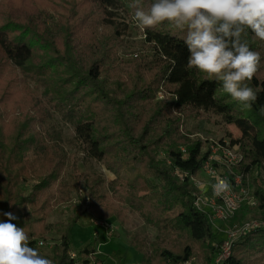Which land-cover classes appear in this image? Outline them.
Segmentation results:
<instances>
[{
	"label": "trees",
	"instance_id": "trees-1",
	"mask_svg": "<svg viewBox=\"0 0 264 264\" xmlns=\"http://www.w3.org/2000/svg\"><path fill=\"white\" fill-rule=\"evenodd\" d=\"M119 2L96 0L102 14L99 23L108 26L109 32L98 36L95 28L85 32L83 27L75 36L69 35L67 27L61 29L64 49L30 38V30L16 21L0 23L2 54L42 89L34 95L27 88L28 98L20 101L15 95L21 84L15 77L0 87V220L7 221L5 212L15 215L17 219L11 222L25 229L29 246L42 254L38 239L47 237L49 213L70 200L78 187L75 180L62 179L69 152L61 133L46 126L55 108L74 123L78 148L88 157L103 161L118 176L122 171L130 175L131 201L145 222L158 230L151 244L128 234L142 254L141 264H185L197 253L203 264H216L224 236L218 237L208 215L195 205L199 190L191 181L202 171L210 149L203 150L202 139L180 133L175 111L183 107L211 110L236 124L242 137L231 139V144H241L244 160L235 170L244 178L255 165L264 163V116L259 113L264 105V76L256 75L250 82L260 91L247 116L236 115L232 104L218 97V82L186 68L189 51L183 37L167 23L145 29V43L155 61L149 60L151 64L140 56L132 70L125 69L115 50L125 29L112 11ZM77 37L84 38L82 47L72 43ZM34 44L45 55H36ZM40 56L42 60L37 59ZM146 67L155 71L148 83L144 81ZM163 86L171 95L162 103L155 102ZM161 151L164 157L159 156ZM26 183L30 184L28 192L21 187ZM104 183L103 178L92 179L89 199L79 200L67 222L53 225L51 231L61 238L49 258L53 264L76 263L69 230L82 214L90 212L95 219L115 217L122 226L124 214L117 204L107 202ZM116 183L108 185L114 190ZM254 195V208L241 206L232 216L234 221H245L251 208L264 220V190L257 187ZM95 252L94 244H89L78 252L79 260L90 264L93 259L95 264ZM222 264H264V227L243 234Z\"/></svg>",
	"mask_w": 264,
	"mask_h": 264
},
{
	"label": "rangeland",
	"instance_id": "rangeland-1",
	"mask_svg": "<svg viewBox=\"0 0 264 264\" xmlns=\"http://www.w3.org/2000/svg\"><path fill=\"white\" fill-rule=\"evenodd\" d=\"M131 3L132 0H120L118 6L112 8V11L116 15L114 17L115 21L125 27V29H122L123 34L120 38L122 40H120L115 50L123 67L127 70L134 68L136 62L139 61V59H135L140 56H144L148 61H155L149 43H145V29L142 30L133 18L134 9L129 7ZM150 3L151 0H143L145 8ZM101 18L102 14L96 0H0V23L11 19L16 21V23L23 24L30 30V38L34 40L41 39V42L49 45V47L55 44L64 49V35L60 33V30L66 27L68 28L69 35L74 34L75 36L80 35L79 33L83 27L86 29L85 32L95 28L98 36L99 34L109 32L108 26L99 23ZM176 32L183 37L181 32L177 30ZM82 37L84 36L82 35ZM246 38L248 39L250 48L261 54V66L257 75L262 77L264 76V41L255 38L251 32L247 34ZM84 42V38L77 37L72 43L82 47ZM34 45L36 55H45L39 44ZM37 59L42 60V56ZM154 73L155 71H150L146 67L144 73L145 83L151 81ZM203 75L205 76V74ZM13 77L21 84L15 95L17 100L23 101L25 98H28L29 89L33 90L34 95H40L42 89H37L34 81L30 77L25 76L22 70L14 64L8 62L0 50V87H3L4 81L7 82ZM162 89L160 92H162L164 97L160 98V92L157 91L158 93L154 98L155 102L162 103L165 97L167 98L171 95L169 89L164 86ZM217 95L223 98V102L232 104L236 115L242 114V116H247L250 111L242 110L240 104L234 101L229 94L225 93L222 87L218 90ZM175 114L180 120V133L188 136L190 139H202L204 141V151L209 150L214 141L220 143L227 141L231 143V139L242 137L241 129L234 123H228L225 115L222 113L218 114L211 110L206 111L200 108L183 107L181 110H176ZM46 126L51 131L61 133L66 149L69 152L68 165L62 174V179L66 180L70 178L75 180L78 187L72 192L70 200L55 205L49 213L47 219V237L38 239V245L42 248L41 255L50 258L53 247L61 243V238L51 231L53 225L60 221L67 222L74 206L79 200L84 199L85 201L89 199L90 191L88 183L92 179L103 178L106 183H104L102 190L109 195L107 202H113L114 205L117 204L121 208L124 214L122 216L124 222L121 226L115 217L102 219L107 220L110 225L114 224V232L109 235L105 232L104 227H99L94 222L95 218L93 219L92 214H82L80 219L69 230L71 252L78 254L82 248L89 244H94L97 252L96 257L98 258L95 264H137L139 261H142L141 252L131 244L128 234L151 244L156 239L158 230L157 227L145 222L141 212L135 208L134 203L131 201L129 194L131 190L129 186L130 175L126 171H122L121 175L118 176L117 173L107 169L103 161L88 157L82 149L78 148V143L75 139L76 131L74 123L63 118L55 108L53 109V117L48 121ZM36 128H39V126ZM238 146L243 153L240 143ZM162 152L159 153L160 157H164V153ZM240 170L243 172L242 165ZM180 176L182 177V174ZM209 178L202 170L191 181L196 188L194 179L212 183L213 181ZM113 180L117 181L114 190L108 185ZM243 182L249 190L250 195L242 201L239 208L244 205L247 208H254L257 203L254 195L256 188L260 187L264 190V163L255 165L251 171L247 174L245 173ZM21 187L25 188L27 192L30 190L29 183L23 184ZM199 191L196 193L197 195ZM53 193L55 197L60 196L58 189L54 188ZM143 193V190L139 191L140 195ZM205 195H212V189L207 190ZM201 208L206 210L207 215L212 212L205 205H201ZM252 208L248 212L246 220L243 219L245 220L243 222H240V220L234 221L233 217L224 222L218 219H215L214 223L210 221L218 237L222 238L224 236V239H226L225 230L237 227L247 221L257 220L264 223V220L259 219L258 212L253 211ZM262 227H264V224ZM95 232L99 234L97 235ZM39 241L42 244H39ZM180 241L182 243L184 238ZM223 242L222 240L221 243ZM190 261L191 264H203L199 253L195 254V257ZM92 262H94L93 259Z\"/></svg>",
	"mask_w": 264,
	"mask_h": 264
},
{
	"label": "clouds",
	"instance_id": "clouds-1",
	"mask_svg": "<svg viewBox=\"0 0 264 264\" xmlns=\"http://www.w3.org/2000/svg\"><path fill=\"white\" fill-rule=\"evenodd\" d=\"M134 19L144 29L167 23L183 34L189 51L187 69L215 80L237 101L242 110H251L260 89L250 86L261 66V54L250 48L247 34L264 41V0H132ZM264 116V105L259 107ZM213 195L224 197L230 184L215 178ZM0 220V264H53L38 248L29 246V234L17 227L11 212Z\"/></svg>",
	"mask_w": 264,
	"mask_h": 264
},
{
	"label": "built area",
	"instance_id": "built-area-1",
	"mask_svg": "<svg viewBox=\"0 0 264 264\" xmlns=\"http://www.w3.org/2000/svg\"><path fill=\"white\" fill-rule=\"evenodd\" d=\"M159 97L163 98L162 92L159 93ZM244 160V154L241 152L238 144H231L225 141L220 143L214 141L210 147V154L208 159L203 165L202 170L209 176L213 182H209L211 186L215 183V178H224L230 184V191H228L224 197H217L213 195H205V187L207 183L194 179L196 187L200 190V194L197 195L194 203L197 207L206 213L205 209L201 208V205H205L207 209H210L211 214L208 213L209 220L214 223L215 219L224 222L231 218L238 210L242 201L249 197L250 192L245 187L243 182V174L235 170V167L240 165ZM254 203V202H253ZM94 222L99 227H104L106 232L110 235L114 232V226L107 224L105 220L94 219ZM261 221H247L237 227L225 230L227 235L224 242L221 244V252L216 259V264H222L223 261L231 254L232 245L243 234L250 232L254 228L262 227ZM221 229V228H220ZM95 234H99L95 232ZM39 244H42L39 241ZM72 257L76 259L75 264H82L79 260L78 254L71 252ZM94 264V262H90ZM185 264H191V261H187Z\"/></svg>",
	"mask_w": 264,
	"mask_h": 264
},
{
	"label": "crops",
	"instance_id": "crops-1",
	"mask_svg": "<svg viewBox=\"0 0 264 264\" xmlns=\"http://www.w3.org/2000/svg\"><path fill=\"white\" fill-rule=\"evenodd\" d=\"M206 183H207V186L205 187V190L207 191H209V190H211V186L209 185V182H207L206 181ZM87 213H89V214H91L90 212H87ZM92 216V215H91ZM93 217V216H92ZM93 219H94V217H93ZM105 222L107 223V224H109L108 222H107V220H105ZM115 223V222H114ZM114 225V224H113ZM112 225V226H113ZM106 232V231H105ZM107 233V232H106ZM108 234V233H107ZM96 254H95V256H97V252H95ZM137 264H141V261H139Z\"/></svg>",
	"mask_w": 264,
	"mask_h": 264
}]
</instances>
